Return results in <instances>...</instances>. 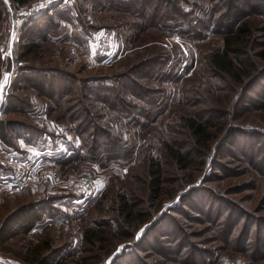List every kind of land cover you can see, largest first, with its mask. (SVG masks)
I'll use <instances>...</instances> for the list:
<instances>
[{
    "label": "rangeland",
    "instance_id": "374dc122",
    "mask_svg": "<svg viewBox=\"0 0 264 264\" xmlns=\"http://www.w3.org/2000/svg\"><path fill=\"white\" fill-rule=\"evenodd\" d=\"M132 4L0 0V119L8 123V141L0 140V227L20 208L37 204L41 210L31 228L20 223L0 232L2 264H28L20 256L35 246L37 264H264V21L250 19L257 21L254 41L247 53H235L249 77L234 82L208 62L222 50V37L211 25L197 27L210 13L209 2L186 0L180 7L191 13L188 22L146 27L139 36L132 30ZM161 52L151 79L142 81L149 94L127 97L130 115L120 120L107 106L84 102L92 113L102 106L94 121L114 140L109 150L99 135L95 157L91 131L75 133L69 111L29 82L15 87L18 74L47 70L62 74L76 91L86 82L114 80ZM53 95L60 105L70 98ZM194 111L210 114L203 120L212 116L213 126L207 147L191 151L183 121ZM23 126L40 134L26 137ZM235 130L228 147L225 136ZM164 144L190 154L192 166L176 168ZM151 157L163 167L155 201L146 190ZM125 196L144 223H123L117 202ZM91 228L105 230L106 240L85 243Z\"/></svg>",
    "mask_w": 264,
    "mask_h": 264
},
{
    "label": "trees",
    "instance_id": "16d2710c",
    "mask_svg": "<svg viewBox=\"0 0 264 264\" xmlns=\"http://www.w3.org/2000/svg\"><path fill=\"white\" fill-rule=\"evenodd\" d=\"M13 1L23 4L26 0ZM206 1L211 4L207 6L208 12L210 13L206 12L208 13L207 15L205 14L207 17L200 22L197 27L202 26L208 29L211 25L214 27V30L212 27V31L220 35L223 40L222 50L212 52L209 55L208 62L214 72L228 77L231 81L242 82V79L249 77V71L245 70L248 69L247 66L235 55V53H247L246 49L251 46L249 44H252L254 41V28L257 21H251L250 19L256 16L261 19L260 21H264V0ZM132 2L136 5L132 4V7H137V10L134 12L136 18L134 19L135 23L132 26V30L136 31V35L138 36L141 32L146 30V27L159 30V28L167 23L179 21L186 22L188 16L191 14L190 12L183 11L180 7L181 4L186 3V0H132ZM127 4L128 3L124 5L126 6ZM197 5L201 7L200 4ZM137 21L140 22L138 23ZM144 24L146 26H144ZM29 44L31 45L30 47H35L33 42ZM161 54L162 52L152 56L145 62L134 65L123 74L114 77V80L110 79L109 82H104L106 79L103 78L90 81L91 84L86 82V84H83V86L79 87L76 91L73 84H69L64 80L62 74L59 72L50 73L47 70L33 72L32 74H27L26 72L27 75L18 74L15 80V87L22 81L29 82L32 89L37 91L42 97L47 98L48 101L56 104L59 110L65 109L69 111L71 114L70 119L75 122V124H73V127L75 126V133L82 135L86 130L91 131L87 134L92 142L89 151L95 157L99 149V142L97 140L99 135L104 137V145L107 148L109 147V150L114 148V140L108 136L104 128H101L94 121V118L100 117L99 111L102 109V106L92 113L89 109V105H87L89 103L85 104L84 102L89 101L91 103L94 101L98 102V105L107 106L109 110L115 111L116 117L120 120L123 119V114L130 115L134 106L127 97L130 95L132 98L143 100V98L149 94L150 88L142 84V81L149 82L152 77L153 67L158 58L161 57ZM56 93L61 94L62 97H70L68 101L64 103L66 106H64V104L60 105L61 102L53 101V94ZM17 102L19 101L17 100ZM243 102L248 103V98H244ZM225 104L229 105L228 102ZM203 107L206 108V106ZM193 113L194 115L185 117L183 121L184 128L191 138V141L188 143L193 146L190 148L191 151L207 147L212 138L210 129L213 126L212 116L207 120H203L205 116L207 118L210 114L204 115L203 117L202 114H197V111ZM137 115H141V113ZM110 121L112 123L114 119L110 118ZM7 125L8 123L6 121L0 119V140L4 142L8 141L6 139ZM19 132L26 137L32 136L34 138H36V135L40 134L39 131L31 130V128L26 126H23V129L19 130ZM245 134L248 135L247 133ZM225 137V145L232 147L236 141V130L234 132L228 131ZM115 150H117L116 146L113 151ZM164 152L178 169L186 171L194 162L193 158L189 157L190 154L185 155L180 149L174 148L169 144H164ZM146 176L147 198L150 201H155L162 195L163 184V167L157 158L151 157L147 159ZM117 203V213L122 217L125 225L129 226L133 222L144 223L145 218L133 212L131 203L126 199V196L120 197ZM37 206V204H30L27 209L20 208L16 213H12L1 225L0 232L4 230L8 232L12 226L20 223H24V230L31 228L40 220L41 210ZM18 212L19 215L16 216ZM106 238L107 232L101 228H91L83 234V241L91 245L96 242L101 243L105 241ZM38 255L39 246H35L27 250L24 255L20 256V259L28 264H37L40 260ZM96 262L97 261L93 259L90 263H87L86 259H84L80 261L79 264H95Z\"/></svg>",
    "mask_w": 264,
    "mask_h": 264
},
{
    "label": "built area",
    "instance_id": "2783aa9c",
    "mask_svg": "<svg viewBox=\"0 0 264 264\" xmlns=\"http://www.w3.org/2000/svg\"><path fill=\"white\" fill-rule=\"evenodd\" d=\"M104 44H105V43L102 42V45H104ZM22 174H24L23 171H20V175H19V177L22 176ZM0 264H2L1 260H0Z\"/></svg>",
    "mask_w": 264,
    "mask_h": 264
},
{
    "label": "water",
    "instance_id": "95a60500",
    "mask_svg": "<svg viewBox=\"0 0 264 264\" xmlns=\"http://www.w3.org/2000/svg\"><path fill=\"white\" fill-rule=\"evenodd\" d=\"M1 101H2V98H1V96H0V107H1Z\"/></svg>",
    "mask_w": 264,
    "mask_h": 264
}]
</instances>
